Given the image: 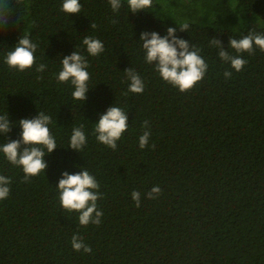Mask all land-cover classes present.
<instances>
[{"label":"trees","instance_id":"16d2710c","mask_svg":"<svg viewBox=\"0 0 264 264\" xmlns=\"http://www.w3.org/2000/svg\"><path fill=\"white\" fill-rule=\"evenodd\" d=\"M194 1L203 19L164 16L157 0L135 14L127 0L116 12L108 0H80L78 14L62 11L63 0H0L8 11L7 24L0 22V115L8 113L17 125L38 112L49 115L57 144L50 154L44 149L46 170L27 180L0 152V175L11 181L0 200V264H264V51L238 54L229 47L230 38L250 31L264 35V0ZM169 4L183 15L198 13L188 0ZM234 10L245 15L240 19ZM183 23L187 32L179 30ZM168 27L208 65L185 92L146 62L140 42L141 32L163 37ZM21 36L38 45L35 64L22 72L5 63ZM85 36L99 39L104 51L89 55ZM213 38L247 61L241 71L220 59ZM75 50L88 61L85 102L73 99L70 82L57 80L61 60ZM40 64L43 72L36 71ZM131 67L144 82L142 94L128 92L124 71ZM113 105L127 113L129 125L115 150L94 133ZM81 125L87 143L77 152L68 146L72 129ZM146 130L148 147L141 149ZM20 131L0 134V145ZM81 170L100 185L99 226L79 225V213L64 210L59 200L61 174ZM157 185L161 194L148 199ZM74 234L91 253L73 250Z\"/></svg>","mask_w":264,"mask_h":264},{"label":"clouds","instance_id":"9594fccd","mask_svg":"<svg viewBox=\"0 0 264 264\" xmlns=\"http://www.w3.org/2000/svg\"><path fill=\"white\" fill-rule=\"evenodd\" d=\"M114 12L121 7L122 0H108ZM129 11L133 14L149 9L153 6V0H127ZM80 0H63L62 11L67 14H78L81 11ZM8 11L4 7H0V22L7 24ZM91 27H95L91 24ZM188 23L180 25L181 32H187ZM140 42L146 55L145 60L149 64L155 65V70L161 78L178 88L180 92L191 90L198 82H200L208 70L205 60L199 55V50L190 47L188 41L177 37L176 28L168 27L166 35L161 37L157 32H141ZM86 46V51L91 56H98L104 51L103 43L96 38L85 36L82 41ZM210 43L219 49L218 56L225 62H230L231 67L239 72L247 63L240 55L232 56L225 50L219 39H211ZM38 45L33 43L28 36H21L14 49L6 54L5 63L10 67L19 71L31 68L35 64L34 53ZM229 47L234 49L236 53L253 54L256 48L264 51V35L249 32L248 35L241 39L230 38ZM62 70L58 73V82H70L74 87L72 97L75 100H86V93L90 90L88 81L90 79L87 71L88 61L76 50L61 60ZM45 65L40 64L37 72H43ZM127 80L130 82L128 92L134 94H142L144 91V82L140 75L131 67L125 71ZM231 72L224 73L225 78L231 77ZM126 95V93H125ZM127 113L120 107L115 105L109 107L102 114L99 121L95 123L94 133L98 142L115 150L117 141L120 140L123 133L128 129ZM51 117L43 112L31 119H21L18 125L11 123L8 113L0 115V134L7 136L13 127L18 126L21 131L19 138L16 140H7L6 143L0 145V152L4 154L7 161L14 166L22 167L25 174V180L30 177L37 176L45 171L48 167L44 160L45 151L47 154L52 153L56 148V140L51 134L49 124ZM144 127L148 128V121L144 122ZM83 125L72 129L69 140L71 149L81 152L86 146L87 138L82 130ZM150 130H146L139 137V147L144 149L148 147L150 138ZM154 147V145H153ZM57 188L59 191V200L64 210L68 212H78L79 225L88 226L90 223L99 226L103 212L97 209V201L102 196L98 192L99 183L93 175L87 170H81L75 174H69L67 171L61 174ZM10 179L0 175V200L6 199L10 193ZM161 194V188L157 185L151 188L146 194L148 199H155ZM131 198L135 202L136 207H140L141 194L138 191L131 193ZM73 250L84 253H91L90 246L83 242V239L74 234L71 238Z\"/></svg>","mask_w":264,"mask_h":264},{"label":"rangeland","instance_id":"374dc122","mask_svg":"<svg viewBox=\"0 0 264 264\" xmlns=\"http://www.w3.org/2000/svg\"><path fill=\"white\" fill-rule=\"evenodd\" d=\"M157 1H158V3H160L163 6V9L165 10V12L163 11V14H165L164 16H170V17H175L176 18V15H177V17H179V19L183 20V21L189 20V19H193L194 20V18L192 16H195L197 19H203L204 18L203 13H201V10L198 9V5L195 3L194 0H188V3H190V7H191L190 11L191 10H195L198 13L186 14V15L182 14L183 11H184L182 9H180V10L179 9L172 10L174 5L171 7L172 8L171 9L169 7L170 6L169 0H157ZM181 1L184 4H186L187 0H181ZM211 12H212V10H211ZM234 12H235V15L240 17V19H242V17L245 15L243 11L234 10ZM211 14H212L213 18L214 17L216 18L217 14H215V12H212ZM237 26H238V24H237Z\"/></svg>","mask_w":264,"mask_h":264}]
</instances>
